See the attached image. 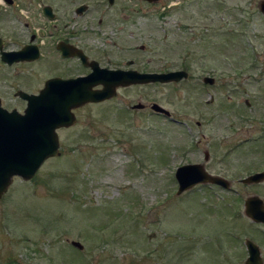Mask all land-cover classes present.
I'll list each match as a JSON object with an SVG mask.
<instances>
[{"label": "rangeland", "instance_id": "obj_1", "mask_svg": "<svg viewBox=\"0 0 264 264\" xmlns=\"http://www.w3.org/2000/svg\"><path fill=\"white\" fill-rule=\"evenodd\" d=\"M262 2L93 0L97 11L139 12L143 44L152 39L141 60L153 53L154 64L187 71L196 88L150 83L79 110L78 124L58 132L61 155L31 181L15 178L0 199V264H245L246 241L259 246L264 263V225L244 215L248 198L264 201V181L242 182L264 169V160H248L254 157L245 121L225 112L226 97L210 88L223 102L213 115L221 102L206 106L202 82L220 74H264ZM5 100L9 108L25 107ZM153 103L172 119L138 111ZM133 105L136 112L129 110ZM262 107L250 115L264 114ZM201 111L212 121L200 120ZM230 122L238 128L228 131ZM189 164H204L229 189L199 185L177 195L176 171Z\"/></svg>", "mask_w": 264, "mask_h": 264}, {"label": "flooded vegetation", "instance_id": "obj_2", "mask_svg": "<svg viewBox=\"0 0 264 264\" xmlns=\"http://www.w3.org/2000/svg\"><path fill=\"white\" fill-rule=\"evenodd\" d=\"M145 1L148 4L164 2V0ZM108 2L110 5L115 4V0H108ZM262 4L261 12L263 13ZM138 13L124 10L97 11L94 9L93 0H0V106L8 112L16 110L23 115L29 104L26 99L41 97L46 92L48 84L53 81L57 85H63L66 82V94L71 93L70 88H76L72 94L77 95H83L88 91H101L104 86L94 87L89 85L88 80L86 81L95 69L145 75L175 72L169 68H159L157 64H154L153 53L145 62L141 60V52L147 53L148 48H152V39L149 40L150 45L148 42H146L148 45L143 44L146 38L144 33L139 32L141 28L138 25L141 22L138 17L142 18V16H136ZM165 14L162 12L160 16L164 18ZM248 23L250 26V18ZM221 27L223 28L224 24H221ZM192 78L193 76L187 73L183 81L168 83V85L182 82L186 85L187 82H192ZM207 78L213 79V82L207 83L205 81ZM202 82L203 89L209 95V100L205 101L206 106L211 107L221 102L219 98L209 94L208 90L214 88L216 95L226 97V109L229 110L225 112L230 111L236 118L245 121L242 124L246 123L248 127L246 145L249 157H254L248 160L252 163L264 160V114L250 115V112H256L257 105H263L264 111V74H220L217 78L203 77ZM188 83L187 89L196 88V85ZM152 84L157 87L162 83ZM152 84L118 85L114 97L102 103L116 100L123 90L142 88ZM253 88L258 89V93L252 91ZM239 93L242 97L238 102L236 99ZM244 96L246 98H243ZM5 99L20 101L25 106L23 111L16 107L9 108ZM95 104L86 103L74 109L76 118L74 125L79 122L78 111ZM154 104L156 103L150 104L149 107L145 105L146 107L138 108L141 109L138 111L149 109L155 115L172 119L171 113L167 116L154 111L152 108ZM241 104L247 107L248 113L239 106ZM136 106L133 105L129 110L136 112ZM222 108L223 102L219 104V107L214 108L213 115L216 114L217 109L222 112ZM215 118L216 116L213 119ZM200 120L212 121V118L206 119L201 111ZM197 124L202 126L201 122ZM73 126L59 129L58 132L71 129ZM226 127L228 131L238 128L234 122H230ZM204 156V161L210 159L208 151H205ZM203 167L207 171L204 164ZM252 173L251 175L264 173V169ZM245 248L248 254L246 264L249 258L247 241Z\"/></svg>", "mask_w": 264, "mask_h": 264}, {"label": "water", "instance_id": "obj_3", "mask_svg": "<svg viewBox=\"0 0 264 264\" xmlns=\"http://www.w3.org/2000/svg\"><path fill=\"white\" fill-rule=\"evenodd\" d=\"M154 2L158 0H148ZM264 13V3L262 4ZM187 77L183 71L159 75H145L135 72L114 73L98 71L86 79L89 85L104 86L101 91H88L83 95L66 94V82L57 85L55 81L48 84L46 92L39 98L26 99L29 104L25 114L16 110L8 112L0 106V199L6 194L15 178L31 181L43 164L61 155L58 130L68 128L76 123L73 110L86 103H100L115 95L118 85L180 82ZM207 83L213 79L207 78ZM60 94V95H59ZM137 108H142L141 105ZM153 110L170 116V113L158 104ZM176 179L179 184L177 195L200 184H212L229 189L230 183L221 177L206 172L203 165H186L177 169ZM264 181V173L254 174L242 182L258 184ZM245 215L257 224H264V201L259 196H252L245 202ZM78 249L83 246L73 242ZM249 258L246 264H263L261 251L252 241H247Z\"/></svg>", "mask_w": 264, "mask_h": 264}]
</instances>
